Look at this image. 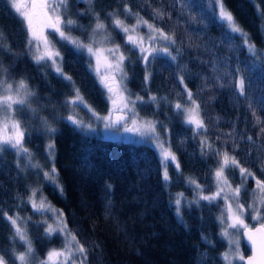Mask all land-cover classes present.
Listing matches in <instances>:
<instances>
[{
	"label": "trees",
	"instance_id": "1",
	"mask_svg": "<svg viewBox=\"0 0 264 264\" xmlns=\"http://www.w3.org/2000/svg\"><path fill=\"white\" fill-rule=\"evenodd\" d=\"M223 3L264 57V19L259 14L264 13V0ZM125 5L165 32L175 33L177 43L171 46V52L177 59L173 61L166 55L150 58L151 77L147 82L145 64L136 50L116 39L128 57L127 89L133 96L144 98L145 102L138 105L140 112L168 130V142L180 169L168 167L170 181L165 182L160 160L150 145L88 135L66 121L70 107L65 106V100L74 95L72 84L53 68L33 62L25 47L27 33L23 23L7 0H0V44L11 48V52L0 48V79H23L35 93L29 98L35 111L25 108L15 115L25 131L24 145L30 149L32 160L45 171L54 165L63 187L61 194L56 186L43 180V171L31 169L22 158L18 168L14 150L0 153V255L9 264L15 262L14 253L22 252L25 245L18 238L13 239L14 229L2 213L19 215L18 223L22 227L26 224L35 250L29 264H38L49 250L60 246L57 235L46 236L37 213L28 203V195L36 186L64 213L68 229L87 248L85 264H224L221 253L225 242L217 220L222 202L181 204V217L176 215L173 204L176 192H193L189 177L202 185L204 192L212 188L218 158L214 151L202 156L200 140L206 136L213 149L227 150L256 178L264 180V133L259 132L264 124L256 125L247 106L238 102L234 86H229L234 85L239 69L246 81L251 79L247 90L253 101H258L264 95V60L255 61L238 36L229 42L227 29L221 27L213 12L212 0H92L91 4L69 0L67 16L78 25L71 34L84 40L96 22L94 13H99L106 25L112 19L109 12L117 13L126 22L132 21L135 16L124 12ZM154 8L164 11L163 20L154 18ZM53 39L58 40L54 36ZM57 47L63 56V72L72 77L86 102L99 115L105 114L109 105L87 55L65 42ZM180 75L185 77L184 84L179 82ZM184 85L201 106L208 130L200 135H194L192 127L183 123L182 115L174 108L178 101L187 103ZM150 96H156L157 101H150ZM75 109L86 117L83 108ZM257 114L264 121V111L257 108ZM44 120L56 131L48 135L41 123ZM48 138L54 145L51 160L44 152ZM227 173L232 182L241 183L235 168ZM250 189L248 178L241 190V202L246 204ZM240 248L243 255L248 253L242 241Z\"/></svg>",
	"mask_w": 264,
	"mask_h": 264
},
{
	"label": "snow or ice",
	"instance_id": "2",
	"mask_svg": "<svg viewBox=\"0 0 264 264\" xmlns=\"http://www.w3.org/2000/svg\"><path fill=\"white\" fill-rule=\"evenodd\" d=\"M7 2L24 25L27 33L25 47L33 62L53 68L58 75L72 84L74 95L69 96L65 100V106L87 109L97 121L104 122L105 129H116L119 131L120 128H123L125 133H132L141 138L150 139L160 154V161L164 168L163 179L165 182L170 181L168 174L169 162L175 164L177 171L180 169L177 156L172 151L171 144L166 139L161 138L160 131L157 129L158 121L138 118L136 103L137 101L144 102V98L137 95L133 99V95L128 91L125 83L128 79V73L125 70V61L128 60V57L121 51V45L113 44L112 46H107L110 42V33L106 24L100 19V14L94 13L95 26L88 42L85 43L79 37H74L71 34V29L78 25L76 20L67 16L69 0H7ZM87 2L91 4L92 0H87ZM178 2L182 3V0H178ZM212 4L216 19L220 22L222 28L227 29L229 42L238 36L242 41V46L247 49V52L255 61L264 60L248 33L239 25L233 14L225 8L223 0H212ZM124 12L130 16H135L136 23L126 24L115 12H109L108 16L112 18L111 24L113 27L124 34L125 43L139 51V58L145 64L146 74L144 79L147 82L151 77V72L148 71L150 58L164 54L173 61L177 59L170 50V46H174L177 43L175 33L165 32L163 28L158 27L155 23H149L139 13H133L127 5L124 6ZM153 13L154 18L161 20L165 18L164 11L159 8H154ZM259 14L264 19V13ZM168 18L171 19L170 13H168ZM142 26L147 28L146 33H141L140 28ZM52 34H55L58 40L53 39ZM97 36L100 37L99 40L96 38ZM0 37H3V32H0ZM60 42H65L78 51L88 53L90 57L89 67L106 89L114 112H109L107 116H100L86 102L80 89L72 81V77L63 72V56L57 47ZM0 48L11 52V48L7 45L0 44ZM177 52H179V49H177ZM93 60L95 64L92 63ZM184 79L183 75L179 76L180 84H184ZM251 84V79L246 81L245 76L239 74V69H237L235 83L229 86H234L238 95V102L247 106L255 119L256 125H261L264 124V121L257 114V108L264 111V95L254 102L247 90V88L251 87ZM220 86L223 87L224 85L221 84ZM183 91L186 93L187 103L176 102L174 104L175 110L179 115L183 116V123L192 127L194 135L207 132V125L201 116V106L194 98L193 92L188 89L187 85H184ZM32 96H35V93L29 89L25 80L21 79L13 84L7 82L6 79H0V153L8 149L14 150L18 168L21 167L22 161L20 158L23 157L29 167L43 171V178L55 184L56 188L63 194V187L59 184L55 166L53 165L49 171L43 170L39 162H33L30 149L24 145L25 131L21 126L20 120L16 118L15 113L23 111L25 108L35 111L31 109L29 100ZM149 99L152 102L157 101L156 96H150ZM114 113H119V115L115 116V119L113 118ZM126 113H131V115H126ZM66 120L77 128L93 130L92 124L85 123L83 119L79 118L78 113L69 114ZM43 123L47 132L53 133L56 131L47 120H44ZM164 131L167 132L168 130L164 128ZM259 132L264 133V126L260 127ZM247 139L251 141L252 137L249 136ZM200 147L202 156L214 151L218 158L217 167L213 170L215 191L210 188V194L205 195L202 185L189 177L188 183L199 190L197 193L198 199L191 201L189 206L191 204L199 206L201 200L208 203L223 200L224 210L217 219L222 225L220 234L228 242V250L221 254L224 264H234L235 261H239L241 264H264V180L256 178L249 168L242 166L236 156L227 150L213 149V146L208 143L206 136L200 140ZM53 148L54 145L49 143L48 155L54 158ZM233 168L239 169L241 178V183L235 187H233L226 174L227 170ZM249 177L255 180V188L252 190V202L246 205L241 202L240 197L241 190ZM109 187L111 186L109 185ZM38 192L39 189H32V194L28 198L33 211L41 214L50 212L55 217V227L52 224H47V220L43 221V223L47 224L44 229L46 236L50 238L53 234L58 233L64 237L63 246L60 249L49 250L46 258L40 260L38 264H85L87 248L79 241L77 235L68 229L67 221L64 219V213L61 210L55 209L50 203H47L46 198L42 194L39 201H37ZM182 198L183 193H180L174 201L178 217L182 216ZM2 215L14 229L15 235L13 239L18 238L26 246L24 252L14 253L15 259L20 264H29V258L35 250L31 240L28 238L26 224L21 227L20 223H18L21 220L19 215L9 216L6 212L2 213ZM246 215H250L251 220L256 223L251 225L247 223L245 220ZM240 236L245 237L251 245V255L248 257H245L240 250ZM204 239L210 243L207 237H204ZM0 264H9L4 255H0Z\"/></svg>",
	"mask_w": 264,
	"mask_h": 264
},
{
	"label": "rangeland",
	"instance_id": "3",
	"mask_svg": "<svg viewBox=\"0 0 264 264\" xmlns=\"http://www.w3.org/2000/svg\"><path fill=\"white\" fill-rule=\"evenodd\" d=\"M81 1H83V2H87V0H81ZM125 23H126V24H129V25H131V24H135V23H136V18L134 17V18L132 19V21H130V22H126V21H125ZM94 26H95V23H94L93 25H91V27L89 28V33H88L87 37L83 40L85 43L88 42V39H89V37H90L91 34H92V29H93ZM106 26H107L108 32L110 33V42H109V44H108L107 46H112L113 44H118V40H117V39L121 40L124 44H126V43H125L124 34H123L122 32H120L119 29H115V28L113 27V25L111 24V22H110L109 24H107ZM140 31H141V33H146V32H147V28L142 26V27L140 28ZM52 36L56 37L55 34H52ZM72 36H74V35H72ZM74 37H76V36H74ZM56 38L58 39V37H56ZM96 38H97L98 40L100 39L99 36H97ZM116 38H117V39H116ZM126 45H127L129 48H132L131 45H129V44H126ZM135 50H136V53H137L138 57H140V53H139V51H138L137 49H135ZM170 50H171V46H170ZM121 51L124 52V51L122 50V48H121ZM83 52L87 55L88 59L90 60V57H89L88 53L85 52V51H83ZM160 55H164V54H160ZM30 57H31V55H30ZM92 63L95 64V61L93 60ZM91 70H92V69H91ZM92 71H93V70H92ZM93 73H94V71H93ZM94 74H95V73H94ZM96 77H97V76H96ZM97 79H98V78H97ZM98 81H99V79H98ZM7 82L15 84V83H17L18 81H7ZM99 83H100V81H99ZM125 83H126V81H125ZM100 85H101V83H100ZM101 86H102V85H101ZM102 88H103V90H104V93H105V96H106V100H107V102H108L109 107H108V111H107L105 114L100 115V116H107V115L109 114V112H114V110H113V105H112V103H111V102L109 101V99H108V94H107V92H106V89H105L103 86H102ZM134 98H135V96H133V99H134ZM149 100H150V99H149ZM144 102H145V101H144ZM140 103H142V102L137 101V103H136V112L139 114V117H138V118H140V119H145V120H153L152 118H150V117L146 116L145 114H143L142 112H140V109H138V105H139ZM27 109H28V108H27ZM31 109H32V108H31ZM81 109H82V107H81ZM29 110H30V109H29ZM83 110L86 112V117L80 115V114L77 112V110H76L75 108H70V112H69V114H75V113H78V114H79V118L83 119V120L85 121V123H91V124H92V126H93V130H90V131H89V130H84V129L78 128V129H80L82 132H84V133H86V134H88V135H97V136H100V137H103V138H106V139H111V140H118V141H121V140H129V141H133V142H140V143L148 144V145H150V146L155 150V152H156V154H157V156H158V158H159V160H160V154H159V151H158V149L155 147V145L151 142L150 139H148V138H141L140 136L133 135L132 133H125V132L123 131V128H120L119 131H117L116 129H105V127H104V122H102V121H97V120L95 119V117H93L92 114H91L90 112L87 111V109L83 108ZM30 111H32V110H30ZM69 114H68V115H69ZM68 115H66V116L64 117L65 120H66V117H67ZM116 115H119V113H114V115H113V118H114V119H115V116H116ZM126 115H129V116H130L131 113H126ZM182 120H183V116H182ZM66 121H67V120H66ZM68 122H69V121H68ZM41 123H42V125H43V127H44L45 132H46L48 135L51 134V133H49V132L46 131L43 121H42ZM129 126H131V124H129ZM159 126H160V125L157 124V129L160 131L161 138H164V139H166V140L168 141V138H167V132L164 131V128H165V127H163L162 125H161L160 127H159ZM49 143H52V141H51L50 138H48V139L45 141V144H44V152H45V154L47 155V158H48L49 160H51L52 157H49V155H48V145H49ZM21 158H22V161L24 162V164L27 165V161L24 160L23 157H21ZM33 162H34V161H33ZM34 163H35V162H34ZM160 163H161V161H160ZM161 166H162V164H161ZM168 167L175 168V164H173L172 162H169V166H168ZM30 168H31V169H34V168H32V167H30ZM51 168H52V167H49V169H48L47 171H49ZM235 169L237 170V174L240 175V173H239V169H238V168H235ZM163 171H164V168H163V166H162V177H163ZM40 173H41L42 178H43V172H40ZM226 174L228 175L229 180H230V182L232 183L233 187H235L236 185L240 184L239 182H238V183L232 182V180H231V176H230L227 172H226ZM249 179H251V189L247 192L248 197H247L246 204L252 202V190H253V188H255V180L252 179L251 177H249ZM43 180L46 181V182H48V183H50L51 185L55 186V184H53L52 182L47 181V180H45L44 178H43ZM32 189H39V192H38V194H37V201H39V198H40V195H41V194H42L43 197L46 198V196H45L44 193L42 192L40 186H36V187H34V188H32ZM211 190H212V191H215V181H214V179L212 180V188H211ZM198 191H199V190L195 189V186L193 185V192H191L190 194H184V193H183L182 204H189L191 201L198 199V195H197ZM180 193H182V192H176V193L174 194L173 204H174L175 208H176V205H175L174 201H175V199L177 198V195L180 194ZM31 194H32V190L30 191V193H29V195H28V198H29V196H30ZM204 194L207 195V194H210V193H209V192H204ZM201 201H203V200H201ZM220 201L222 202V205H221V208H220V210H219V212H218V214H217V218L221 215V212L224 210V202H223V200H220ZM46 202H47V203H50V202L47 200V198H46ZM205 202H207V201H205ZM28 203H29V202H28ZM50 204H51V203H50ZM29 205H30V207H31V209H32V206H31L30 203H29ZM51 205H52V204H51ZM52 206H53V205H52ZM53 207H54L55 209H58V208L55 207V206H53ZM58 210H59V209H58ZM32 211H33V209H32ZM33 212H34V211H33ZM35 213H37V215H38V217H39V221H40V222L42 223V225L44 226V229H45V227L47 226V224H52L53 227L56 226L55 223H54L55 217L52 216V213H50V212H49V213H46V214H41V213H39V212H35ZM247 216H248V215L245 216V220H246L247 223L250 224V222H253V220H251L250 215H249V216H248V219L250 220V222H248V221H247ZM44 220H47V224L43 223ZM217 220H218V219H217ZM254 222H255V221H254ZM218 223H219V234H220L222 225L220 224L219 220H218ZM21 227H22V226H21ZM55 235H57V237H58L59 240H60V246L57 247V248H53V249H60V248L63 246L64 237H63L62 235L58 234V233H56ZM220 236H221V234H220ZM221 237H222V236H221ZM222 238H223V237H222ZM223 240H224V242H225V248H224V250L222 251V253L228 250V242H227L224 238H223ZM239 240H240V243H241V237H239ZM25 250H26V246H25V248H24V250H23L22 252H24ZM240 250H241V248H240ZM48 252H49V251H48ZM48 252H47V253H48ZM241 252H242V251H241ZM47 253H46V255H45V258H46V256H47ZM222 253H221V254H222ZM242 254H243V253H242ZM235 262H237V261H235ZM235 262H234V264H235ZM13 264H20V262L17 261V260L15 259V262H14Z\"/></svg>",
	"mask_w": 264,
	"mask_h": 264
},
{
	"label": "water",
	"instance_id": "4",
	"mask_svg": "<svg viewBox=\"0 0 264 264\" xmlns=\"http://www.w3.org/2000/svg\"><path fill=\"white\" fill-rule=\"evenodd\" d=\"M241 237V241L242 243L246 246V248L248 249V253L246 255H244L245 257H248L251 255V251H250V248H251V245L250 243L247 241V239L243 236H240Z\"/></svg>",
	"mask_w": 264,
	"mask_h": 264
}]
</instances>
